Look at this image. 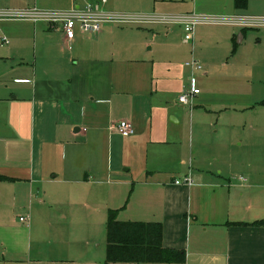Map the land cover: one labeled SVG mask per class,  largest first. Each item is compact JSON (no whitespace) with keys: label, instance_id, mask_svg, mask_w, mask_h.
<instances>
[{"label":"crops","instance_id":"crops-1","mask_svg":"<svg viewBox=\"0 0 264 264\" xmlns=\"http://www.w3.org/2000/svg\"><path fill=\"white\" fill-rule=\"evenodd\" d=\"M91 1L112 14L108 0ZM0 23L13 24L0 39L11 51L0 67V264H107L112 210L122 222L161 223L164 247L184 250L185 264H264V171L239 181L233 168L250 167L249 155L201 120L214 112L179 103L190 71L166 58L170 32L107 22L70 50L61 25ZM232 26L236 38L242 25ZM122 121L132 137L115 131Z\"/></svg>","mask_w":264,"mask_h":264},{"label":"rangeland","instance_id":"rangeland-1","mask_svg":"<svg viewBox=\"0 0 264 264\" xmlns=\"http://www.w3.org/2000/svg\"><path fill=\"white\" fill-rule=\"evenodd\" d=\"M89 1V0H86ZM114 10L109 13L127 17V25L119 27H144L146 29L164 27L156 32L162 37L170 32L168 39L167 59L177 64V69L185 74L189 71L182 65L193 58L202 64L204 71L196 74L202 94L199 100H193V109L204 108L208 113L201 119L219 131L233 137L234 150L249 155L252 165H237L233 168L235 177L246 175L255 170L264 171V24L254 23L253 26H242L234 37L230 21L236 13L234 0H108ZM41 2L46 6H41ZM24 3L27 7L47 11L61 9L48 7L50 0H0V10H26L16 7ZM206 16L218 21L200 24L195 29V46L184 42V30L181 25L172 23V18L186 14ZM247 14V15H246ZM245 17L264 18V0H252ZM168 17L166 22H150L151 26L131 17ZM5 21V20H2ZM10 23H0V39L8 37ZM148 26V27H147ZM168 28V29H166ZM174 28V31H168ZM235 29V28H234ZM152 34L151 32L147 31ZM163 32H165L163 34ZM243 37L239 44L238 40ZM167 40V39H166ZM158 40H156L157 42ZM185 43V44H184ZM6 45L0 44V67L10 58L11 51ZM159 45L156 46L157 50ZM8 57V58H7ZM213 69V78L204 79L205 71ZM187 83L183 84V87ZM258 103V105L256 104ZM256 105V106H255ZM255 106L251 111L246 107ZM245 109V110H244ZM193 119V118H192ZM191 120V116L187 118ZM213 128V129H214ZM264 187V182H261ZM258 197L264 205V188ZM61 203L62 201L56 199ZM68 204H72L68 201ZM65 205L67 209L70 205ZM76 210V209H75ZM264 219V217H263ZM108 223V219L106 225Z\"/></svg>","mask_w":264,"mask_h":264},{"label":"built area","instance_id":"built-area-1","mask_svg":"<svg viewBox=\"0 0 264 264\" xmlns=\"http://www.w3.org/2000/svg\"><path fill=\"white\" fill-rule=\"evenodd\" d=\"M106 0L103 1L105 3ZM127 17L118 16L112 14L101 13L98 7L91 1L79 0L77 6L66 11H44L39 9H26V10H0V21H32V22H47L53 25H61L65 36L66 44L68 49L72 50L74 47V41L78 34L85 36H97L103 31V26L107 22H119L124 24L127 22ZM168 17H131L134 19H145L140 20L146 22H166L165 19ZM229 20L230 24L242 25V26H253L254 23L264 24V18L254 17H231ZM173 24H180L184 29V42L191 44L194 48L195 42V29L198 25L218 21L220 19H214L206 16H198L196 14H186L181 16H175L172 19ZM3 44L9 45V41L4 38ZM186 68L190 71V77L187 85L184 87L180 97L179 103L185 106L193 107V100L201 94V88L199 87L196 74L204 71V67L196 59L188 61ZM115 131L120 134L123 138H130L135 134V129L132 124L128 121L120 122ZM239 181L245 182L244 177H239ZM184 184L192 186L194 181L192 177H187ZM177 185L182 184L181 181L176 182ZM22 222H25V218H20Z\"/></svg>","mask_w":264,"mask_h":264},{"label":"trees","instance_id":"trees-1","mask_svg":"<svg viewBox=\"0 0 264 264\" xmlns=\"http://www.w3.org/2000/svg\"><path fill=\"white\" fill-rule=\"evenodd\" d=\"M252 0H234L236 10H247ZM120 210L109 213L107 223V264H185L184 250L167 249L163 245L161 223L122 222ZM264 227V220L256 223Z\"/></svg>","mask_w":264,"mask_h":264}]
</instances>
